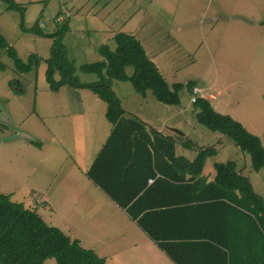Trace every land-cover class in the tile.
Masks as SVG:
<instances>
[{
    "label": "rangeland",
    "instance_id": "rangeland-1",
    "mask_svg": "<svg viewBox=\"0 0 264 264\" xmlns=\"http://www.w3.org/2000/svg\"><path fill=\"white\" fill-rule=\"evenodd\" d=\"M13 1L20 7L19 10L8 9L6 3L0 0V34L21 61L26 63L33 54L40 61L30 72L23 73L15 68L5 50H0V139L3 140V143L0 142V194L12 196L11 191L19 186V193L30 199L39 215L41 210L49 211L48 207L53 206L52 199H49L50 204L42 202L47 195L50 197V192H46L45 188L52 175L55 173L61 177V173L66 174V169H71L72 165L78 166L80 144L77 140L82 137L88 139L89 133L78 132L77 123L81 119L77 115L55 121L61 124L57 133L66 155L61 152L51 157L55 159L51 164L53 169L48 174L42 171L47 166L42 164L46 153L15 148V144L10 142L16 134L24 135L32 131L39 134L45 131L37 116L44 115L51 105L76 111V104H62L54 98H81L84 109L99 114L95 126L102 122L109 123L104 116L106 104L91 91L67 85L56 92L48 89L44 78V60L49 57L55 40L65 58L73 63L76 79L91 83L98 80L97 76L84 73L79 67L101 60L98 53L101 45L114 50L112 35L119 32L132 35L147 51L148 57L158 66L169 85L192 81L200 88H209L210 93L218 90L220 95L211 102L212 106L218 113L240 122L248 132L260 139L264 147V46L259 51H252L250 45L259 39L264 44V0ZM232 8L237 14L243 13L248 18L247 22L252 23L261 18L263 25L251 24L246 30L237 26L235 22H240L238 19L229 22L232 26L228 27L224 17ZM59 14L65 20L57 22L55 18ZM66 14L69 16L65 17ZM41 22L45 24L43 28L39 27ZM21 27L37 28L44 35L51 34L52 37L36 35ZM248 31L254 36L249 40ZM240 48L243 51H238ZM155 52L157 55L153 57ZM132 71V67H125L126 75L130 76ZM56 78H59L58 75ZM11 81H14L13 86L15 82L21 83L23 92L13 91L9 85ZM110 90L125 114L129 112V116L143 118L151 128L149 130L155 131L158 120H166V123L162 122L163 125H175L170 128L183 134L173 133L178 141L184 139L194 144L192 151L212 146L216 152L206 159L202 170L204 175L214 172V163L234 161L242 165L243 175L249 179L253 192L264 200V167L253 172L247 154L243 156L244 165L240 150L227 139H220V134L197 124L186 88L179 92L177 106L160 104L150 92L145 95L137 93L128 81H111ZM44 98H51L55 103H46ZM45 124L50 125V119L46 118ZM91 129L96 132L95 127ZM29 138L34 140L31 135ZM19 145H26V142ZM178 151H181L180 144ZM31 165L40 169L39 175L33 179L28 172ZM78 188L80 186L77 183L66 185L68 191L75 192ZM10 199L16 202L19 198L15 196ZM83 235L78 233L81 238ZM43 264L57 263L49 258Z\"/></svg>",
    "mask_w": 264,
    "mask_h": 264
},
{
    "label": "trees",
    "instance_id": "trees-1",
    "mask_svg": "<svg viewBox=\"0 0 264 264\" xmlns=\"http://www.w3.org/2000/svg\"><path fill=\"white\" fill-rule=\"evenodd\" d=\"M2 1L8 9H20L13 0ZM21 28L52 37L37 28ZM113 41L114 50L107 45L98 48L101 60L79 67L84 73L95 74L96 82L82 83L76 79L73 63L65 58L56 40L44 60V78L51 92L65 85L87 89L106 104L105 118L112 128L88 169V178L117 206L125 209L175 264H183L176 243L206 241L213 246L221 243L207 232L201 235L166 233L161 238L145 222L149 215L159 212L175 225H188L196 223V215L203 213L210 227L215 224L213 211L223 207L228 217L229 210L234 208L248 225L247 236L259 231L257 225L264 221V200L253 192L249 179L238 171L234 161L214 163V177L207 182L202 170L206 159L216 152L212 146L196 148L192 159L176 154L173 139L155 131L149 133L147 126L134 116L125 117L110 90L111 81H128L137 93L150 92L160 104L177 106L179 92L189 89L194 82L169 85L132 35L119 32L113 35ZM0 50H5L15 68L23 73L30 72L40 61L35 54L26 63L21 61L1 34ZM128 66L133 69L130 76L125 73ZM13 84L14 81L9 82L12 88ZM192 104L197 124L220 134L247 154L253 172L264 167V147L257 136L229 115L216 112L208 100L197 99ZM180 145L187 150L194 147L191 141L181 140ZM148 178L153 179L151 184H147ZM49 258L57 264H104L103 258L82 248L78 240L70 239L58 228L47 225L34 210L12 201L7 194H0V264H43Z\"/></svg>",
    "mask_w": 264,
    "mask_h": 264
},
{
    "label": "crops",
    "instance_id": "crops-1",
    "mask_svg": "<svg viewBox=\"0 0 264 264\" xmlns=\"http://www.w3.org/2000/svg\"><path fill=\"white\" fill-rule=\"evenodd\" d=\"M259 10L260 7L258 8V12ZM224 19L228 27L232 26L229 22L240 19V22L235 23L238 27L246 30L251 24L253 26H257V24L263 25V20H260L261 18H257L252 23L247 22L248 18L243 13L237 14L234 8L231 9V12ZM247 34L248 40L254 37L249 31ZM250 45L252 46V51H259L264 46L261 39L254 40ZM238 51H243V49L240 48ZM145 52L148 56L147 51ZM156 55V52L153 53V57ZM155 66L159 71L158 66ZM20 85L22 86L21 83ZM202 90L205 97L209 95L214 96V98L208 100L210 102L216 100L220 95L218 90L215 93L208 92L209 88L205 87ZM43 100L49 104L55 103L53 100L51 101V98H44ZM54 100L67 105L72 102L77 105L76 111H71L67 108L59 109L57 106L51 105L46 109L47 112H44V115L37 116L40 117L42 128L45 131L39 134L37 131L28 132L29 134H27L33 136L34 140L21 137L11 140L10 142L15 144L14 147L26 148L27 151L46 153L42 164H46L47 166L42 171L48 174L53 169L51 164L53 163L52 160L55 159V157H51L58 156L61 152L66 155L65 150H63L65 148L62 146L57 133L61 124H57L55 121H62L63 119L77 115L81 119L78 123L76 121L78 132L84 134L87 131L89 137L88 139L82 137L77 140L80 144L78 145L77 152L78 166L76 164L72 165L71 169H66V174L63 175L61 173V177H58L59 174L56 175L54 173L50 178L45 188L46 192H50V197L47 195L43 198L42 202L50 204L49 199H52L53 206L51 208L48 207L49 211L41 210L40 217L44 219L45 223L53 224V227L67 233L70 239L78 240L81 247L92 250L97 256L103 258L104 264H175L137 225L136 221L129 217L126 210L117 206L87 176L88 169L111 132V124L108 123L107 125L102 122L99 126H95L94 123L98 121L99 114L96 115L94 112L84 109L81 98L66 99L58 97L54 98ZM213 109L219 112L214 107ZM129 115L128 112L127 115L125 114V117H129ZM170 117L171 115H169ZM46 118L50 119V125L45 124ZM136 118L147 126L150 133L151 130L149 129L151 128L147 122L143 118ZM162 122L166 123V120L157 121L155 132L170 137L176 142V154L182 155L187 159H192L195 151L191 150L190 152L187 149H183L181 145V151H178L180 141L170 131V127H174L175 125L167 126L163 125ZM92 127H95L96 132L92 131ZM222 138L226 139L221 136L220 139ZM0 142L3 143V140L0 139ZM23 142H26V145H19ZM229 142L232 146H235L231 141ZM235 148L237 147L235 146ZM240 154L245 165L244 154L242 152ZM237 169L243 175L242 165H237ZM28 172L30 178L33 179L37 174L39 175L40 169L35 165H31V169ZM202 176L207 182H210L214 177V172L212 171L208 175H204L202 171ZM150 179L152 178L147 179V184L152 183L153 179L150 183L148 182ZM67 183H77L80 188L75 192L73 190L68 191L66 189ZM18 187L14 191L9 190L13 193L12 196L9 195L10 198L17 196L19 199L16 202L22 203L25 208L36 212L30 199L19 193L20 189ZM234 210V208L233 210H229L228 217L223 207L218 208L217 211H213L216 215L215 224L210 227L208 226V220L202 215L203 213L196 215V223L188 225H175L173 220L166 219L159 212L149 215L145 219V222L149 223L150 229L159 237L166 233L175 232H188L195 235L207 232L208 235L215 237L221 243L218 246L207 244L206 241L176 243L175 248L181 250L178 256L183 264H264V221H262V225H257L259 231L256 230L253 234L247 236L246 230H248V225L247 223H243L244 219H242L241 215L235 213ZM205 227L208 231L204 229ZM250 229L251 227H249ZM80 232L84 234L83 238L78 236Z\"/></svg>",
    "mask_w": 264,
    "mask_h": 264
},
{
    "label": "built area",
    "instance_id": "built-area-1",
    "mask_svg": "<svg viewBox=\"0 0 264 264\" xmlns=\"http://www.w3.org/2000/svg\"><path fill=\"white\" fill-rule=\"evenodd\" d=\"M68 16H69L68 14L65 15V17H68ZM55 20H56L57 22H61V21L65 20V19L63 18L62 15L59 14V15L55 18ZM38 25H39V24H38ZM44 25H45V24H44L43 22H41L40 25H39V27L43 28ZM188 93H189V95H190V102H191V103L196 102L197 99L209 100L210 98H214L213 95H209L208 97H205V95L203 94V90H202V88L198 87L197 85H193V86H191V87L188 89ZM151 181H152V179H150L148 182L150 183Z\"/></svg>",
    "mask_w": 264,
    "mask_h": 264
},
{
    "label": "water",
    "instance_id": "water-1",
    "mask_svg": "<svg viewBox=\"0 0 264 264\" xmlns=\"http://www.w3.org/2000/svg\"><path fill=\"white\" fill-rule=\"evenodd\" d=\"M16 86H17V87H16ZM13 89H16L17 92H22L23 87L20 85L19 82H15V86H13ZM170 131L173 132V133H176V134L178 133L179 135L183 136V134L180 133V132H179L177 129H175V128H170ZM19 137H21V138H26V139H29V140H32V139L29 138V135H27V134H24V135L16 134V136H14V137H12V138H19Z\"/></svg>",
    "mask_w": 264,
    "mask_h": 264
}]
</instances>
